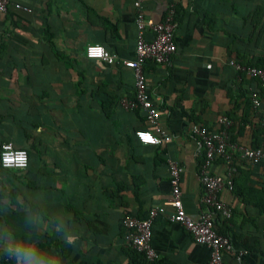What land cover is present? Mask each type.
<instances>
[{
  "label": "crops",
  "instance_id": "crops-1",
  "mask_svg": "<svg viewBox=\"0 0 264 264\" xmlns=\"http://www.w3.org/2000/svg\"><path fill=\"white\" fill-rule=\"evenodd\" d=\"M11 1L30 11L0 13V142L30 153L24 169L0 167V261L16 264L10 246L30 240L51 264H135L121 219L141 218L170 197L168 158L183 168L186 213L196 219L204 208L203 147L191 125L218 130L232 109L227 91L238 80L231 50L264 53V0H142L155 21L175 11L176 52L167 63L144 66L172 137L159 145L138 141L134 130L149 128L144 112L121 105L135 92L134 74L122 63L135 55L134 0ZM94 43L115 62L88 58L85 47ZM251 136L247 125L237 143L249 145ZM210 169L224 175L227 164L216 159ZM233 172L240 195L219 192L232 210L226 229L234 250L225 259L264 264V214L253 203L264 200V167ZM151 243L160 264H206L211 253L163 215Z\"/></svg>",
  "mask_w": 264,
  "mask_h": 264
},
{
  "label": "built area",
  "instance_id": "built-area-1",
  "mask_svg": "<svg viewBox=\"0 0 264 264\" xmlns=\"http://www.w3.org/2000/svg\"><path fill=\"white\" fill-rule=\"evenodd\" d=\"M10 7L30 11V8L11 0H0V13L6 12ZM136 39L134 57L124 59L123 65L130 68L135 78V92L132 98H124L121 105L124 109H141L144 112L149 128L136 129V138L144 144L159 145L171 140L161 123V113L158 106L151 99L144 66L147 61L164 64L170 61L172 54L176 52L175 41L176 22L173 7L168 9L163 19L155 21L144 13L142 0H134ZM150 32L148 38L146 33ZM85 55L115 62L116 56L110 53L104 46L98 43L88 44L85 47ZM237 70H246L250 75L258 77L264 84V69L256 67H244L231 59ZM255 106L259 104L257 95L252 92ZM261 120L264 123V111ZM218 122L224 125V129H210L207 126L192 124L191 133L195 135L204 151L205 157L199 167L200 182L203 186L201 202L204 205L198 218H192L184 209L181 199V173L180 163L172 158L167 159L171 195L159 205L149 208L145 218L125 215L121 223L126 229L124 241L132 248L142 252L148 260L157 258V252L152 246V228L158 216H165L169 221L182 224L192 235L195 242L207 245L211 248L209 260L206 264H229L225 254L234 250L229 238L217 232L215 229V217L219 214L228 219L232 215L230 206L220 197L219 192L223 188L232 189V173L234 170V155L237 153L241 159L251 164L264 161V147H250L241 143H232L228 140L226 128L232 123L226 116H221ZM222 158L227 164L226 173L218 174L211 171L213 162ZM0 164L6 168L24 169L28 165V153L25 149L15 148L10 141L3 142L0 146ZM171 210L167 212V208Z\"/></svg>",
  "mask_w": 264,
  "mask_h": 264
},
{
  "label": "trees",
  "instance_id": "trees-1",
  "mask_svg": "<svg viewBox=\"0 0 264 264\" xmlns=\"http://www.w3.org/2000/svg\"><path fill=\"white\" fill-rule=\"evenodd\" d=\"M175 16V15H174ZM235 51L237 54L234 57V61L243 65L244 67H256L260 69H264V53L262 55H259L257 57H250L246 51L235 49L231 50ZM85 54V51H84ZM236 70L237 75V85L236 87H229L228 88V95L230 97V101H232L233 107L230 111L225 113V116L232 121L231 125L226 128L228 133V140L232 143H237L238 137L243 133L246 126H251L252 130V136H251V142L248 146L250 147H264V123L261 120L262 112L264 111V84H262L261 80L256 77L250 75L246 70ZM252 92H254L257 95V99L259 104L255 106L253 102ZM241 99V103L243 106L241 107V103L238 99ZM240 109V111H239ZM251 118L255 117L257 119L251 120ZM193 124H199L204 125L202 123L193 122ZM205 126V125H204ZM224 125L222 124L218 130L224 129ZM135 135V130H134ZM139 141V140H138ZM6 142V141H3ZM3 142H0V146ZM240 143V142H238ZM13 144V143H12ZM245 145V144H244ZM15 148H19L18 145L13 144ZM28 153V162H29V151L26 150ZM205 157V151L203 149L202 151V159L199 163V167L201 163L203 162ZM237 158L241 161L238 165L236 164ZM223 160L222 158H218ZM234 163L233 165L235 167H264V161L256 164H251L249 162L244 161L240 158V156L236 153L234 156ZM1 168L2 167L0 164ZM11 169V168H7ZM17 169V168H13ZM235 172V171H234ZM232 173V189L231 191L235 193L236 195H240L241 193V184L238 183V177L235 176V173ZM255 191V190H254ZM257 192V191H255ZM259 209L262 210V213L264 214V200L262 198L259 202H253ZM148 215H144L141 218H145ZM230 221V218L224 219L219 214H216L215 217V229L218 233L225 235L229 238L230 242L232 243L231 233L226 229L228 222ZM122 224V223H121ZM223 225L226 227L223 229ZM123 226V225H122ZM124 227V226H123ZM126 231V229H125ZM233 245V244H232ZM128 250H130L131 257L135 261V264H140V262L147 263V264H160V261L154 259V260H148L145 255L142 252H139L138 250L128 247ZM1 259H4L3 256H1ZM0 264H7V261L1 262Z\"/></svg>",
  "mask_w": 264,
  "mask_h": 264
},
{
  "label": "clouds",
  "instance_id": "clouds-1",
  "mask_svg": "<svg viewBox=\"0 0 264 264\" xmlns=\"http://www.w3.org/2000/svg\"><path fill=\"white\" fill-rule=\"evenodd\" d=\"M16 258V264H51L43 250L30 240H16L9 248Z\"/></svg>",
  "mask_w": 264,
  "mask_h": 264
}]
</instances>
